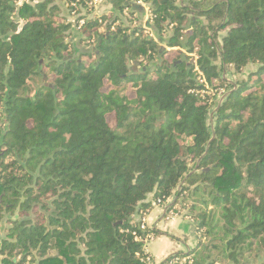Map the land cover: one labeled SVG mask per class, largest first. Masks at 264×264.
<instances>
[{
    "label": "trees",
    "instance_id": "16d2710c",
    "mask_svg": "<svg viewBox=\"0 0 264 264\" xmlns=\"http://www.w3.org/2000/svg\"><path fill=\"white\" fill-rule=\"evenodd\" d=\"M19 1L0 0L1 264H144L138 220L171 204L193 264H264V0H147L158 41L132 0L79 33Z\"/></svg>",
    "mask_w": 264,
    "mask_h": 264
},
{
    "label": "built area",
    "instance_id": "2783aa9c",
    "mask_svg": "<svg viewBox=\"0 0 264 264\" xmlns=\"http://www.w3.org/2000/svg\"><path fill=\"white\" fill-rule=\"evenodd\" d=\"M106 1L108 0H75V2L72 3V7L75 8V10L69 13V18H68V23L72 24L73 30L78 33L82 32L83 28L90 19L101 17L103 15V13L101 12V8ZM132 4L135 5L136 7L139 6L145 9L147 15V22L141 27L145 30L146 35L158 41V38H156L157 36L155 35V32L153 31L152 28L153 15L150 11L147 0H132ZM130 14L131 11L129 9L125 10L123 15L121 16L122 21L127 22V20L130 18ZM119 23L120 21L117 22V24ZM134 26L138 27V25L136 24H134ZM112 30H114V28H112ZM196 61H197V57H195V63ZM200 82L206 84L203 75L200 78ZM195 92L196 91H192L191 93H195ZM197 93L202 94L203 97L209 94L206 91H202L201 93L197 92ZM222 94L223 91L220 92L219 94V97H221V99H222ZM158 204H161V200L158 201ZM184 214L185 213L181 209V207L179 205H176L173 207L172 211L169 213L167 218L170 220L177 217H182ZM138 221L140 222V225L138 227L139 232H137V230L134 231L133 236L136 242L141 243L143 245L142 262L144 264H164L165 260L159 261L153 256L151 251V245L156 241L158 237L155 233L156 229L148 223L146 216L139 218ZM193 262H194L193 255H190L188 253L187 255L180 257L175 261H172L167 264H193Z\"/></svg>",
    "mask_w": 264,
    "mask_h": 264
},
{
    "label": "crops",
    "instance_id": "0c3cea01",
    "mask_svg": "<svg viewBox=\"0 0 264 264\" xmlns=\"http://www.w3.org/2000/svg\"><path fill=\"white\" fill-rule=\"evenodd\" d=\"M42 1L44 0H36L35 2ZM189 1L190 0H178L180 4H187ZM63 9H65V11ZM62 10L64 15L69 18V13L66 5L64 6V8H62ZM133 11L135 13V20H133V22L129 23L128 25L131 26V24H136L138 25V27H141L146 24L147 15L145 9L138 6ZM101 12L103 13V15L116 13L112 5H110L108 1H106L102 6ZM194 20H196V18H194ZM73 41L77 42L76 39H74ZM75 47L80 48L77 45H75ZM163 47L165 48L164 45ZM165 211L166 208L155 207L146 215L148 223L153 226L158 233L156 241L152 244L151 251L153 256L159 261L166 260L167 258L178 253L187 255L197 245V235L193 227V223H191V221L185 217L169 220L166 216L167 213H165Z\"/></svg>",
    "mask_w": 264,
    "mask_h": 264
},
{
    "label": "rangeland",
    "instance_id": "374dc122",
    "mask_svg": "<svg viewBox=\"0 0 264 264\" xmlns=\"http://www.w3.org/2000/svg\"><path fill=\"white\" fill-rule=\"evenodd\" d=\"M55 2L61 7V8H64V1L63 0H55ZM64 11H65V9H63ZM195 18V17H194ZM202 22H204V20L203 19H200ZM190 31L192 32V29H190ZM166 46V45H165ZM184 51V50H183ZM184 52H186V51H184ZM190 56H192V55H190ZM253 70H256V67H254V66H250L246 71H245V73L242 75V79H246L247 78V76H248V74H250V72L251 71H253ZM224 73H226V70L223 72V76L225 77V75H224ZM227 78H229V79H232V77L231 76H229V74H228V76H227ZM172 205V204H171ZM184 211V210H183ZM184 213L185 214H187V212L186 211H184ZM184 214V215H185ZM182 217H184V216H182ZM18 218V214L16 213L15 214V216L14 217H11L10 215H7L4 219H3V221L1 222V224H0V240H2V238H4L5 236H6V232H7V229L9 228V220L10 219H17ZM177 218H180V217H177ZM185 218H187V219H189L190 221H191V219L190 218H188V217H185ZM174 219H176V218H174ZM191 223H193V227H194V229H195V232H196V227H197V223H195V222H192L191 221ZM151 247H152V245H151ZM262 263V258L260 259V260H257V261H255L254 262V264H261ZM220 264H222V263H220ZM224 264H226V263H224ZM228 264H230V263H228Z\"/></svg>",
    "mask_w": 264,
    "mask_h": 264
},
{
    "label": "water",
    "instance_id": "95a60500",
    "mask_svg": "<svg viewBox=\"0 0 264 264\" xmlns=\"http://www.w3.org/2000/svg\"><path fill=\"white\" fill-rule=\"evenodd\" d=\"M26 2H28V0H23L22 2H21V6L22 5H24V3H26ZM28 3H30V2H28ZM33 5L35 4V3H32ZM192 21H194V16L193 15H190L189 16V22H188V24H187V29H188V34H191L192 32L190 31V27H191V22ZM224 75H225V73H224ZM225 97L226 96H224L221 100H220V104H219V107L221 106V104H222V102H223V100L225 99ZM171 205L169 206V207H167V209H166V211H165V213H167L170 209H171Z\"/></svg>",
    "mask_w": 264,
    "mask_h": 264
},
{
    "label": "flooded vegetation",
    "instance_id": "af4514ba",
    "mask_svg": "<svg viewBox=\"0 0 264 264\" xmlns=\"http://www.w3.org/2000/svg\"><path fill=\"white\" fill-rule=\"evenodd\" d=\"M22 1H23V0H20V1H19V4H21ZM28 2H30V1L28 0ZM28 2H27V3H28ZM35 3H36V2H35ZM30 4H32V2H30Z\"/></svg>",
    "mask_w": 264,
    "mask_h": 264
}]
</instances>
